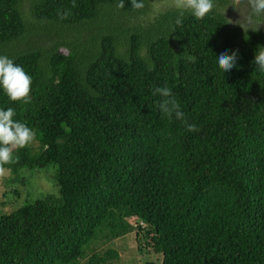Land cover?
Masks as SVG:
<instances>
[{
  "label": "trees",
  "instance_id": "trees-1",
  "mask_svg": "<svg viewBox=\"0 0 264 264\" xmlns=\"http://www.w3.org/2000/svg\"><path fill=\"white\" fill-rule=\"evenodd\" d=\"M156 1L0 0V54L33 80L0 107L36 134L0 166V264H115L132 233L161 264H264V30L226 14L233 0L179 26L183 6ZM162 86L196 131L162 116ZM44 175L53 195L35 199Z\"/></svg>",
  "mask_w": 264,
  "mask_h": 264
},
{
  "label": "clouds",
  "instance_id": "clouds-1",
  "mask_svg": "<svg viewBox=\"0 0 264 264\" xmlns=\"http://www.w3.org/2000/svg\"><path fill=\"white\" fill-rule=\"evenodd\" d=\"M134 10L144 8L143 0H128ZM252 9L260 14L264 13V0H250ZM124 8L125 0H119L117 5ZM214 7V0H185L183 9L178 13L175 21L179 26L183 23V18L187 12L196 19H203ZM230 20V18H228ZM237 51L228 49L221 50L215 57L216 64L223 73L230 71L236 66ZM194 61V57L190 58ZM255 65L260 71H264V47L255 54ZM32 76L24 68L17 64L13 58L0 54V91L11 101L28 102L30 99ZM152 95L161 97L159 110L162 116L183 120L188 131H196L194 124L188 123L185 114L181 110L179 101L172 95V91L167 86L155 87ZM16 111L12 107H0V166L15 163L19 157L15 155V150L29 145L35 139L34 130L15 119ZM2 170V169H0Z\"/></svg>",
  "mask_w": 264,
  "mask_h": 264
},
{
  "label": "rangeland",
  "instance_id": "rangeland-1",
  "mask_svg": "<svg viewBox=\"0 0 264 264\" xmlns=\"http://www.w3.org/2000/svg\"><path fill=\"white\" fill-rule=\"evenodd\" d=\"M185 0H158L153 4V12L154 14L165 10L168 7H178L184 6ZM234 2V3H233ZM225 9L226 14L232 15L235 21L239 26H242L244 29H262L264 30V17L262 13L257 15V13H251L253 10L249 0H233ZM264 14V13H263ZM258 16V17H257ZM232 22V17H229ZM261 18V20L257 19ZM46 169L37 170V171H45ZM9 176V172L4 170H0V199L2 197L3 190H6L4 187V179ZM50 179L45 175L43 176V183L37 187V192L34 193V197L41 198L45 195H53L50 189ZM26 193V192H25ZM24 193V195H26ZM21 204V203H20ZM24 204V203H23ZM19 205V204H18ZM8 209L7 206H0V212H4ZM144 240L138 242L136 235L134 233L129 234L125 237L119 238L111 244L114 250L117 251L119 260L115 262V264H161L160 256L148 255L144 252ZM99 245L96 246L98 251L106 250L108 245ZM140 248L142 251H140ZM85 262V261H84ZM86 264V263H81Z\"/></svg>",
  "mask_w": 264,
  "mask_h": 264
},
{
  "label": "flooded vegetation",
  "instance_id": "flooded-vegetation-1",
  "mask_svg": "<svg viewBox=\"0 0 264 264\" xmlns=\"http://www.w3.org/2000/svg\"><path fill=\"white\" fill-rule=\"evenodd\" d=\"M249 2H250V0H249ZM231 23V22H230Z\"/></svg>",
  "mask_w": 264,
  "mask_h": 264
}]
</instances>
